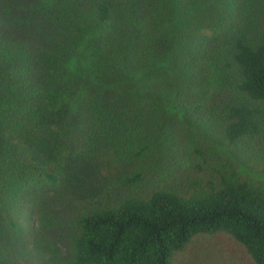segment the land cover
<instances>
[{
  "label": "trees",
  "instance_id": "1",
  "mask_svg": "<svg viewBox=\"0 0 264 264\" xmlns=\"http://www.w3.org/2000/svg\"><path fill=\"white\" fill-rule=\"evenodd\" d=\"M263 139L264 0H0V264H264Z\"/></svg>",
  "mask_w": 264,
  "mask_h": 264
},
{
  "label": "rangeland",
  "instance_id": "2",
  "mask_svg": "<svg viewBox=\"0 0 264 264\" xmlns=\"http://www.w3.org/2000/svg\"><path fill=\"white\" fill-rule=\"evenodd\" d=\"M264 141V139H263ZM261 145V144H257ZM245 176L257 180L264 179V158L254 157L250 166H242ZM185 260L180 264H254L243 247L226 235L201 237L195 240L184 253Z\"/></svg>",
  "mask_w": 264,
  "mask_h": 264
}]
</instances>
